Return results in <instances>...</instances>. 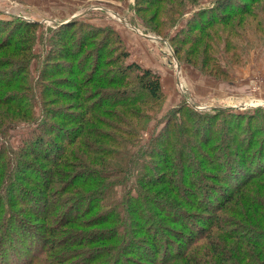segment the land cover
Listing matches in <instances>:
<instances>
[{
  "label": "trees",
  "instance_id": "obj_1",
  "mask_svg": "<svg viewBox=\"0 0 264 264\" xmlns=\"http://www.w3.org/2000/svg\"><path fill=\"white\" fill-rule=\"evenodd\" d=\"M197 2L133 7L158 34L190 9L174 55L225 78L264 45V0ZM39 27L0 19V264H264V109L180 101L141 140L162 99L157 74L127 60L114 29L69 19L47 28L32 80ZM35 100L41 119L16 155L4 129L33 119Z\"/></svg>",
  "mask_w": 264,
  "mask_h": 264
},
{
  "label": "rangeland",
  "instance_id": "obj_2",
  "mask_svg": "<svg viewBox=\"0 0 264 264\" xmlns=\"http://www.w3.org/2000/svg\"><path fill=\"white\" fill-rule=\"evenodd\" d=\"M197 3L194 8L209 5V0H198ZM0 9L5 11L0 12V19L16 17L40 24L39 29L35 28V30H41L42 33L36 31L31 46L34 56L30 61L29 73L32 80L36 75L42 55L48 48L45 43V36L48 34L47 28H53L69 19H80L93 25H107L114 29L128 51L127 60L135 61L140 66L155 72L160 83L162 99L157 111L148 121L147 127L141 132V140L145 141L150 135L155 134L159 130L164 116L180 101H184L192 109L199 111L221 107L242 110L258 106L264 109V105H262L264 104L263 44L248 47L241 63L231 64L227 67L228 74L225 78L206 75L192 65L178 60L174 55L169 38L184 25L190 9L185 8L173 21V24L161 29L159 34L144 29L140 23V17L147 18L151 11L136 12L133 0H0ZM171 55L174 56L176 65ZM59 63L60 65L54 66L67 68L66 65L70 62L59 61ZM71 65L75 66L76 64L73 62ZM2 70L0 68V73H7V70L4 69L3 72ZM57 73L60 72L57 71ZM56 79L57 77L53 78V80ZM57 81L59 82V80ZM53 85L64 89L59 84L50 83V86ZM27 97L29 98V95ZM32 98L34 97L32 96ZM240 103L250 106L234 107ZM32 104L33 119L21 117L4 129L5 136L2 141L16 155L21 153L17 150L20 148L19 142L22 137L30 134L35 128V123L41 119L37 101L35 100ZM61 130H64L65 135L68 134V128L62 127ZM45 135L46 138L48 135L49 140L52 141V134L45 133ZM50 155L51 151L47 156ZM30 159L27 158L32 161ZM13 208L19 209L16 206Z\"/></svg>",
  "mask_w": 264,
  "mask_h": 264
},
{
  "label": "water",
  "instance_id": "obj_3",
  "mask_svg": "<svg viewBox=\"0 0 264 264\" xmlns=\"http://www.w3.org/2000/svg\"><path fill=\"white\" fill-rule=\"evenodd\" d=\"M171 58L173 59L174 64L176 65V61H175V59H174V56L171 55ZM262 105H264V104H262ZM233 106H234V105H233ZM246 106H250V105H249V104H246V103H240V104H238V105H235L234 107L243 108V107H246Z\"/></svg>",
  "mask_w": 264,
  "mask_h": 264
},
{
  "label": "crops",
  "instance_id": "obj_4",
  "mask_svg": "<svg viewBox=\"0 0 264 264\" xmlns=\"http://www.w3.org/2000/svg\"><path fill=\"white\" fill-rule=\"evenodd\" d=\"M1 11H2V12H5L4 10L0 9V12H1Z\"/></svg>",
  "mask_w": 264,
  "mask_h": 264
},
{
  "label": "bare ground",
  "instance_id": "obj_5",
  "mask_svg": "<svg viewBox=\"0 0 264 264\" xmlns=\"http://www.w3.org/2000/svg\"><path fill=\"white\" fill-rule=\"evenodd\" d=\"M252 102H255V101H252Z\"/></svg>",
  "mask_w": 264,
  "mask_h": 264
}]
</instances>
